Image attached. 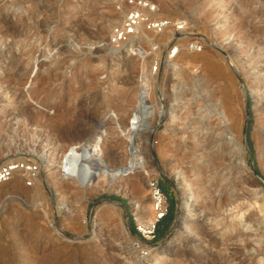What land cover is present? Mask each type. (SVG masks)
<instances>
[{"label": "rangeland", "instance_id": "obj_1", "mask_svg": "<svg viewBox=\"0 0 264 264\" xmlns=\"http://www.w3.org/2000/svg\"><path fill=\"white\" fill-rule=\"evenodd\" d=\"M122 1L0 0V164L15 155L38 168L39 180L24 191V174H17L0 191V263L264 264V221H248L250 213L241 218L223 204L232 194L242 196V184L251 200L264 201V0H155L163 16L186 22V32L167 31V43L144 33L117 48L110 36L123 22ZM188 45L219 71L179 58L176 73L168 72L170 53ZM142 85L153 89L149 102L167 111L150 133H141L146 171L124 172L112 190L88 195L57 177V164L46 167V158L101 126L109 165H125L129 144L121 121L136 108ZM193 135L210 156L198 160ZM152 185L167 210L174 205L175 220L161 240L154 235L156 210V222L145 227ZM106 204L118 206L112 216L108 207L98 211ZM200 221L212 242L192 227ZM34 245L42 248L36 252ZM196 254L205 259L194 260Z\"/></svg>", "mask_w": 264, "mask_h": 264}, {"label": "bare ground", "instance_id": "obj_2", "mask_svg": "<svg viewBox=\"0 0 264 264\" xmlns=\"http://www.w3.org/2000/svg\"><path fill=\"white\" fill-rule=\"evenodd\" d=\"M121 4H122V2L120 3V9H122ZM161 9L162 8L160 7V12H162ZM52 25L53 24H51V26ZM107 29H109V24L106 23L103 25L102 31L105 32ZM112 30H114L113 26H112ZM11 31H12V28L9 27L8 25L4 28V32L7 34L11 33ZM146 35H147V33H146ZM152 35H154V34H148L147 36L150 37ZM161 35H162V37L158 38L159 40L157 39L160 42H166L167 43L171 39V34L168 32H165ZM134 38H132L131 40H134ZM190 46L191 45H188V47L186 49H182L183 51L180 50L181 48L179 49V47H177V49L174 51V53L171 52L173 54L170 53V55H172V56L169 57L168 68H167L168 72L172 71L173 69L175 70V67L177 65H179L178 64L179 58L184 59L186 61V65L190 64L193 66L200 59L205 63L206 67H208L209 69H211L212 72H214V74H216V72L219 71L218 67L215 65L216 63L212 62L211 58H209L207 56L200 57V55L198 53L193 52V48ZM178 55H180V57H178ZM174 57H178L177 63L174 62V60H173ZM189 68H190V66H189ZM191 69H193V67ZM114 70H115V65L112 66V68L110 69V72L108 71V73L110 75H113ZM174 73H176V72L174 71ZM16 75H17V73H16ZM140 87H141V89L139 88L140 92H139V96L137 98L138 104H137L136 108L134 109V111L131 113V115L128 118H126V119L124 118V119H122V121L120 120L121 121V126H120L121 130L119 129L120 134L123 135L128 140V144H129V157H128L127 163L125 165H121V166L114 167V168H112L109 165L108 156H107L108 153L106 154L104 152V145H105V142L108 140V132L106 129H104V127L101 126V127H99V129L97 131L95 130V132L89 133L88 136L85 137V139L83 140L84 142H82V143L79 142L77 144H71V145L67 146L66 148H63V150L60 151V153L54 159H51V157L46 158L44 160L46 167L48 169H51L53 164H55V165L57 164L56 165L57 170L54 172L55 175L57 177L62 176L63 179H65L69 182H72L74 185L77 186L79 191H84L88 195H90L96 189L97 190H112L113 189L112 188L113 183L117 179H119L120 175L123 174L124 172L126 173L127 171L131 172V171H135V170L146 171L150 158H149V156H147V153L144 152V149H142L140 147L141 133L143 131H146V130L150 133L151 129L153 128V122L159 120L163 114L167 113V111H165L163 109L161 111L160 109H158L159 105L158 106L155 105L153 103V101L149 102V98H151V100H152L153 89L151 92L149 86L143 87V85H142ZM109 88H110L109 95H112L115 91L114 90L115 89L114 81H113V83L110 84ZM174 109L175 108H174L173 102L170 101V109L168 111V115H169V118H170L169 121L171 124H173V122L175 121V113H174L175 110ZM190 139L193 141V145H194L195 149L201 151V154H200L201 156H199L198 160L202 159V158L205 159L206 157L210 156V154L208 155L207 148H203V149L199 148V146H198L199 139L197 138V135L191 136ZM233 140H235V139H233ZM241 140H243V138H240L239 142H241ZM241 145H242V152H243L241 162H242L244 167L248 168L247 167V161L245 159L246 146H244L243 144H241ZM7 152H10V151H7ZM13 157H12L13 159L12 158L10 160L5 159L6 161H2V165L3 164H15V163L21 162V160H20L21 158H16L15 155H13ZM204 168H206V166H204V165L196 166V169L198 171L203 170ZM19 173H22V172H19ZM19 173L17 172L16 174H19ZM15 175L13 178H15ZM22 177H24V178L21 179L22 185L21 184L20 185L23 186V184H24V188H22L24 191H25V186H26V188L29 186L27 184L29 181L31 182L30 186L34 185L33 181L35 183L39 182L38 179L33 178L31 176H28L26 174L23 175ZM25 181H27L26 182L27 185L25 184ZM95 181H97V182H95ZM94 184H96L97 187H95ZM7 185H8V183L3 185L0 188V191ZM12 189L13 188H11V190ZM27 191L29 192V190H26V192ZM239 191L243 192L242 196L232 194L227 199H225L223 204L232 205L233 207L231 208L230 211L231 212L232 211L233 212H240V215L242 216L241 218L246 219V215L248 213H250L251 216L250 217L248 216V218H247L248 221L257 220L260 223L263 222L264 221V201L261 202V200L259 198L251 200V194H249V191H247L245 184H242L241 186H239ZM245 200H246V202H245ZM59 204L61 206L66 205L64 197L59 198ZM105 207H108L111 209V211H110L111 213L109 214L111 216L113 215L112 211L118 209L117 205H107L106 204L104 206H100L98 208V211H101ZM222 207L223 206L220 204L216 205L215 211H214L215 214L220 212L222 210ZM256 207L258 208L257 212H255V213L250 212L252 208H256ZM155 209H156L155 208V202L153 201V209L150 208V213L147 215L145 227L153 226V223L155 221L153 218V213H154ZM241 218H239V220H241ZM192 225H193L192 227L196 228V230L202 231L203 238L206 239V241H208V242L213 241L212 238L210 237V233H209L207 227L205 226L204 222H201V221L200 222H194V223H192ZM99 240L100 239H98L97 237L94 238V241H99ZM235 240H237V239H234V241ZM46 247L47 246H45L44 248H46ZM41 248H42V246L34 245L32 249H34L36 252H38L39 249H41ZM60 254H58V256ZM191 254H193V253H191ZM0 255L3 256V252H1ZM4 255H5V253H4ZM8 257H9V255H8ZM193 258H194V260H197V261H200L201 259H205L204 254H196L193 256ZM25 259L29 260L30 257L29 256L25 257ZM35 260L37 261L38 258L35 257ZM50 262L51 261H49V264H51Z\"/></svg>", "mask_w": 264, "mask_h": 264}, {"label": "built area", "instance_id": "obj_3", "mask_svg": "<svg viewBox=\"0 0 264 264\" xmlns=\"http://www.w3.org/2000/svg\"><path fill=\"white\" fill-rule=\"evenodd\" d=\"M121 8L124 12L123 22L113 30L110 36L111 45L117 48L144 33L161 35L167 31H174L180 35L187 30L185 21H176L163 16L155 0H123ZM17 172L37 178L38 168L22 162L0 164V188L11 181ZM27 184L30 186L31 182ZM152 189L159 222L168 213L166 199L156 185H152Z\"/></svg>", "mask_w": 264, "mask_h": 264}, {"label": "trees", "instance_id": "obj_4", "mask_svg": "<svg viewBox=\"0 0 264 264\" xmlns=\"http://www.w3.org/2000/svg\"><path fill=\"white\" fill-rule=\"evenodd\" d=\"M111 200L114 201H121L124 204H126V201L121 199L120 197L117 196H112L110 197ZM174 205L171 204L168 210V213L157 223L156 225V229H155V238L158 240L163 239L166 234L168 233V231L170 230L173 222H174ZM134 232L137 233L136 228L134 229Z\"/></svg>", "mask_w": 264, "mask_h": 264}, {"label": "water", "instance_id": "obj_5", "mask_svg": "<svg viewBox=\"0 0 264 264\" xmlns=\"http://www.w3.org/2000/svg\"><path fill=\"white\" fill-rule=\"evenodd\" d=\"M156 166L159 167L157 163H156ZM258 179L261 180L260 178H258ZM262 182H263V181H262ZM263 184H264V182H263ZM110 202H112V201H110ZM115 204H116V203H115Z\"/></svg>", "mask_w": 264, "mask_h": 264}]
</instances>
